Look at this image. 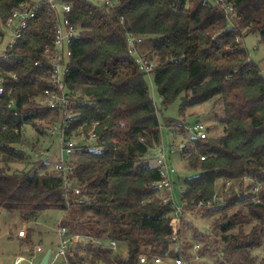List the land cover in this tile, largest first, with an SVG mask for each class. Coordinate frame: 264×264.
Instances as JSON below:
<instances>
[{
  "label": "trees",
  "instance_id": "trees-1",
  "mask_svg": "<svg viewBox=\"0 0 264 264\" xmlns=\"http://www.w3.org/2000/svg\"><path fill=\"white\" fill-rule=\"evenodd\" d=\"M31 1L0 0V18L6 20L13 9ZM66 1L71 10L62 16L80 29L69 42L65 83L71 102L66 108L44 102L52 70L45 49L56 38V16L41 5L12 55L0 57V163L29 161L25 128L30 125L42 134L41 122L48 118L61 123L66 109L73 110L68 133L80 128L88 132L97 122L93 144L99 149L85 145L75 151L68 177L70 183L76 181L79 193L73 187L66 195L62 175L50 172L44 159L35 162L42 172L39 167H0V210L16 212L22 221L37 220L49 210L67 211L63 225L69 226L70 236L114 239L128 250L126 256L112 255L91 239L85 247L77 241L68 249L70 264H142L144 254L187 258L197 245L195 239L204 236L211 245H203L201 253L218 248L220 264H264V257L258 260L252 254L264 244V186L260 201L250 193L254 184L264 182V74L239 41L248 29L243 37L258 33L264 45V0H116L110 8L97 0ZM129 36L146 38L149 48L142 56L159 59L151 72L160 107ZM179 97L181 119H165L168 127L185 133L180 121L188 109L218 99L221 108L212 112L223 133L204 139L192 135L179 150L192 174L180 180L184 214L173 226L172 205L163 203L171 192L163 195L169 189L159 185L164 180L157 163L162 145L159 113ZM222 181L242 184L229 189L216 210L241 208L215 222V237L196 228L191 239L183 238L186 213L215 210L199 202L219 196L216 190ZM252 218L258 224L248 231L245 222ZM30 228L26 241L33 243ZM175 236L182 243L179 252Z\"/></svg>",
  "mask_w": 264,
  "mask_h": 264
},
{
  "label": "rangeland",
  "instance_id": "rangeland-1",
  "mask_svg": "<svg viewBox=\"0 0 264 264\" xmlns=\"http://www.w3.org/2000/svg\"><path fill=\"white\" fill-rule=\"evenodd\" d=\"M93 1L94 0H90ZM229 19L232 21L233 14L232 10L229 13ZM80 32V29H78ZM248 29H244L242 34H246ZM239 37V41L243 42L249 52L250 58L259 62L261 71L264 74V45L260 42V37L258 33H248L245 37L243 35ZM142 41L136 45L134 51L137 53V57L141 59L144 58L142 55L144 53L143 50L149 48V42H147L146 38L141 37ZM8 36L0 35V55L3 52L6 44H7ZM150 62L149 70L146 74V80L149 86V90L151 93L152 98L156 102V104L160 107L161 99L157 92V86L154 81V75L151 72L152 68L159 63L158 58L154 59H147ZM217 99H212L206 103L200 104L196 107L190 108L187 111L186 117L183 118V121H180L182 127L185 129V133H179L176 130L177 126H170L168 127L165 124V119H181V115L179 114V107L181 98H177L172 104H170L163 112H160V120H161V147L165 148L166 157L170 164H172L176 168V173L173 175V184L172 187L165 192L163 195H166L172 192V196L174 197L175 201L180 204V193L183 190V185L180 180L186 176L192 174V171L188 169L186 165V160L182 155H180L179 149H176L173 153L170 152V147L172 144H187L188 139L192 137V134L189 131V127L192 126L196 121L202 120L209 126V137L222 134V125L218 124L216 118L214 116V109L217 107L221 108V103L218 102ZM178 122V121H177ZM218 124V125H217ZM41 126L43 127L44 133H39L35 129H33L30 125L25 128L24 138H25V149L29 155V161H25L23 163L14 162L12 164H3L0 163V167L4 166L10 171H25L31 170L34 171L39 167L38 171L42 172L43 170L40 169V164H36L37 161H46L48 162V170L50 172L58 173L55 168V165L59 158L61 157L62 151V141H61V129L56 130L58 125L50 119H45L41 122ZM60 126V125H59ZM47 130V131H46ZM93 144L94 142L91 141ZM160 149V148H158ZM152 154V152H150ZM150 154V155H151ZM44 159V160H43ZM70 164V163H69ZM71 165V164H70ZM245 182L247 185L248 182ZM242 182H220L217 187V194L219 195V199L215 201L212 206H208L207 208L215 209L210 213L207 214H193V213H186V217L183 221V238L186 237L187 239H191L194 235L193 232L197 228L199 231L203 232L204 235H209L215 237L216 234V227L215 222L224 219L223 214L227 213L228 215L234 214L238 209L241 208V205H236L232 207H228L225 210H216L217 207L220 205L218 201H224L226 195L225 193L233 188L238 187L240 188ZM73 187L78 188L79 186L76 184V181H71L68 186V189ZM242 188V187H241ZM260 196L258 195V199ZM253 201V200H252ZM246 212V210H243ZM247 213V212H246ZM67 214V211L62 210H49L42 212L37 220L31 221L28 225V222L22 221L19 217L18 213L16 212H8L6 210H0V264H16V258L18 255H27L25 247L28 249H33L36 247L37 244H42L43 249L45 248H53L54 252L56 251V246L58 242V237L56 234L57 228L60 224H63V217ZM34 223V224H32ZM258 224V221L255 218L250 219L248 222H245L246 230H250L254 228ZM33 227L32 229L34 232L32 233L33 243H29L26 241L25 238H20L17 236V232L20 228L27 226ZM27 227V228H28ZM67 227V226H66ZM69 227V226H68ZM67 227V228H68ZM31 234V228H28ZM27 235V236H28ZM81 237V246L85 247L88 243L87 240L94 241L96 244L107 245V241H102L101 239H94L92 237H88L81 234H75ZM29 237V236H28ZM197 245H199V250L196 251L195 249H190L189 253L190 256L186 258V256L181 255L185 261V264H220L218 262L219 258V249L217 248L216 252H211L208 250L204 254L201 253V249L203 245H211L208 237L204 236L203 239L196 238L195 241ZM182 243L176 240L175 248L179 247V251L182 250ZM101 245V246H102ZM75 246V245H74ZM126 245L121 244L118 250H112V255L126 256L127 255V248ZM105 248V247H104ZM85 252L82 251L81 254ZM253 255H257L259 257L258 260H261L264 257V244L252 251ZM44 253H38L36 257L32 258L33 261L38 264L40 263V259L43 258ZM30 258V257H29ZM28 261H24L22 264H27ZM164 264H175L174 261L168 260ZM227 264V263H226Z\"/></svg>",
  "mask_w": 264,
  "mask_h": 264
},
{
  "label": "built area",
  "instance_id": "built-area-1",
  "mask_svg": "<svg viewBox=\"0 0 264 264\" xmlns=\"http://www.w3.org/2000/svg\"><path fill=\"white\" fill-rule=\"evenodd\" d=\"M98 3L103 4L106 7H113L116 5V0H97ZM221 3L222 0H205V3ZM41 5H46L50 7L55 13L56 18L55 20V28H56V38L53 42V45L51 47H47L45 49V54L50 60L52 64V70L48 71L49 75V85L51 86L50 89L46 90V97L44 99V102L48 104L51 108H61L65 107V105L70 104L71 99L69 97V94L67 92L66 83H65V76L68 71V58L71 55V51L69 49V42L79 34V27L77 25H74L70 23L69 19L65 16H62V14L69 13L71 10V3L66 0H32L31 2L22 3L19 7H16L13 9L11 15L6 19L3 20L0 18V23L3 31V36L7 35L8 40L7 44L1 53L0 57L7 58L12 55V52L14 50V47L19 39L23 37L24 30L28 27V21L33 19L36 15L37 9ZM227 14L229 15L231 9H227ZM142 41L141 37H135V36H129V43L133 46V48L136 47L137 44H139ZM138 62L141 63V68L148 71L150 62L146 59H141L138 57ZM16 77V74H14ZM4 79L0 72V93L4 91ZM74 96V95H73ZM13 100L10 102V106H13ZM66 108V107H65ZM73 116V110L66 109L64 111V119L60 123V121H54L56 125H58V128L56 130H59V127L61 129V141H62V151H61V157L57 161L55 168L58 171L57 174H61L63 177V187L65 189V194L67 195L68 186L70 184V179L68 177L70 162L72 161L75 151L78 148H81L85 145L91 146L93 150H98L99 147L95 144H92V142L96 141L97 133L95 131V127L97 125V122L93 123V127L90 131L86 132L84 128L77 129L76 131H72L71 133H68V130L70 129V119ZM122 125H124L123 122H121ZM60 125V126H59ZM2 130L6 129V126L1 127ZM190 133L198 138L204 139L209 136V126L203 122V121H197L192 126L189 127ZM185 144H178L174 145L172 144L170 148V152L173 153L176 149L182 150ZM161 155L157 158V163L161 167V174L164 178L163 181L160 182V187L162 188H168L170 189L172 187V177L176 173V168L170 164L168 161V158L166 157V151L165 148L161 147L160 149ZM206 158V155H201V159L204 160ZM231 182L228 181V184ZM264 186V182H258L257 184H254L251 189L250 193H252V199L254 201H260V198L258 199V195L260 193L261 187ZM75 193H79V188H75ZM260 196V195H259ZM219 197L215 195L213 200L204 201L201 200L199 202V206H212L216 198ZM164 204H171L172 205V220L170 222V225L175 226V223L177 220H180L182 218L184 212V205L183 203L178 204L174 197L172 196V192L166 196L163 200ZM58 242L56 246V251L54 252V249L52 248V254L49 261V264H70L69 258H68V249L71 243L81 241V237L77 235L70 236L68 234V228L60 224L56 231ZM28 235V228L27 226H24L20 228L17 232V236L20 238H25ZM177 236L174 237V240ZM102 245V244H101ZM120 242L114 239H110L108 241V244L105 245V248L112 249V250H118L120 247ZM103 246V245H102ZM194 249L196 251L199 250V245H195ZM26 254L27 255H18L16 258L15 263L16 264H22L24 261H28L27 264H36L32 258L36 257L37 253L42 252L43 246L36 245L34 250L28 249L25 247ZM176 252H179V247L177 246V249L175 248ZM181 251V250H180ZM32 252V253H30ZM30 257V258H29ZM172 260L175 262V264H185V261L182 256H176V257H170L168 256H160V255H154V256H148L146 254L141 255L140 261L142 264H164L166 261ZM42 261V260H41ZM40 261V262H41ZM40 264V263H38Z\"/></svg>",
  "mask_w": 264,
  "mask_h": 264
},
{
  "label": "water",
  "instance_id": "water-1",
  "mask_svg": "<svg viewBox=\"0 0 264 264\" xmlns=\"http://www.w3.org/2000/svg\"><path fill=\"white\" fill-rule=\"evenodd\" d=\"M51 254H52V248H50L46 251L42 261L40 262V264H49Z\"/></svg>",
  "mask_w": 264,
  "mask_h": 264
},
{
  "label": "crops",
  "instance_id": "crops-1",
  "mask_svg": "<svg viewBox=\"0 0 264 264\" xmlns=\"http://www.w3.org/2000/svg\"><path fill=\"white\" fill-rule=\"evenodd\" d=\"M35 221V220H34ZM25 222H28V225L30 224V222L31 221H25ZM32 224H34V223H32ZM28 225H27V227H28ZM31 227V226H30ZM30 227H28V228H30ZM29 230V229H28ZM37 245H41V246H43L42 244H37ZM48 249H50L49 247L48 248H45L43 251H42V253H44V255H45V253H46V251L48 250ZM41 253V252H40ZM44 255H43V257H44ZM43 258H41L40 260H42Z\"/></svg>",
  "mask_w": 264,
  "mask_h": 264
}]
</instances>
